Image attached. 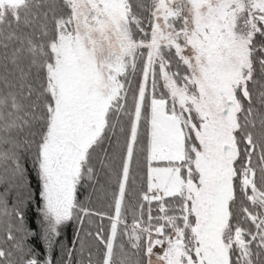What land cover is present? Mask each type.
Returning <instances> with one entry per match:
<instances>
[{
    "label": "snow or ice",
    "instance_id": "6c2138e0",
    "mask_svg": "<svg viewBox=\"0 0 264 264\" xmlns=\"http://www.w3.org/2000/svg\"><path fill=\"white\" fill-rule=\"evenodd\" d=\"M57 249L264 264V0H0V264Z\"/></svg>",
    "mask_w": 264,
    "mask_h": 264
},
{
    "label": "trees",
    "instance_id": "16d2710c",
    "mask_svg": "<svg viewBox=\"0 0 264 264\" xmlns=\"http://www.w3.org/2000/svg\"><path fill=\"white\" fill-rule=\"evenodd\" d=\"M81 198L83 199V196ZM92 206L96 208H100L101 210H107V206L104 202H94ZM74 231H75L74 225H70L63 230L62 239L68 244L69 247L72 246V240L74 239ZM51 257L53 259V264H56V262L61 258L59 249H57L54 253H52Z\"/></svg>",
    "mask_w": 264,
    "mask_h": 264
}]
</instances>
